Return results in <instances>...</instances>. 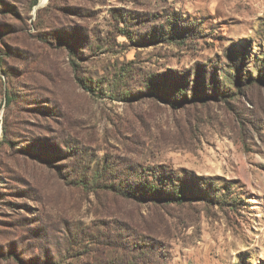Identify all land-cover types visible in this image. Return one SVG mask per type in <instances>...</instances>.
<instances>
[{
  "label": "rangeland",
  "instance_id": "obj_1",
  "mask_svg": "<svg viewBox=\"0 0 264 264\" xmlns=\"http://www.w3.org/2000/svg\"><path fill=\"white\" fill-rule=\"evenodd\" d=\"M0 264H264V0H0Z\"/></svg>",
  "mask_w": 264,
  "mask_h": 264
}]
</instances>
